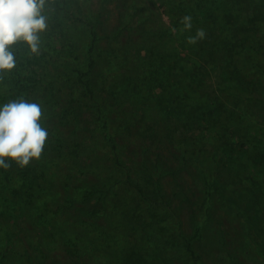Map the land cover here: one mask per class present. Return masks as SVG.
<instances>
[{
    "label": "trees",
    "instance_id": "16d2710c",
    "mask_svg": "<svg viewBox=\"0 0 264 264\" xmlns=\"http://www.w3.org/2000/svg\"><path fill=\"white\" fill-rule=\"evenodd\" d=\"M51 1L74 23L78 43L61 44L59 58L47 40L34 54L33 77L13 78L18 94L33 92V79L44 84V102L59 112L52 125L55 153L38 164L23 152L12 154L24 117L15 116L17 109L3 112L0 102V264H183L188 258L206 264L172 203V196L188 199L184 185L197 196L194 234L202 232L214 201L236 207L247 244L264 263L257 188L222 182L225 174L238 180L257 173V155H264V115L258 116L264 112V0H122V25L105 47L93 0ZM149 2L169 11L167 23H152ZM236 7L247 15L240 35L233 30ZM52 14L61 27V15ZM140 23L142 41L128 32L124 38L125 28ZM5 48L0 42V81L9 60L1 56ZM72 50L79 52L74 61L66 59ZM211 58L219 70L217 93L206 86ZM91 67H97L95 78ZM75 76L83 90L68 95L71 102L60 99L56 88ZM82 107L92 109L87 125L77 121ZM158 142L174 149L176 168ZM177 168L190 180L169 186L168 195L164 178ZM233 255L225 257L233 262Z\"/></svg>",
    "mask_w": 264,
    "mask_h": 264
},
{
    "label": "rangeland",
    "instance_id": "374dc122",
    "mask_svg": "<svg viewBox=\"0 0 264 264\" xmlns=\"http://www.w3.org/2000/svg\"><path fill=\"white\" fill-rule=\"evenodd\" d=\"M92 2V8H94L96 12H100L99 16L101 21L97 27L99 45L105 47L107 46V42L112 40V35L117 31L120 25H122L120 18L123 17V1L93 0ZM148 6L155 12V17L152 19L153 24L159 25V20L161 19L167 23L169 11L165 7L158 3L152 4L150 2ZM61 10L62 9L57 7L55 2L51 1V3H49L47 0H0V42L6 44V48L1 56L4 58L9 56V60L3 59L5 61L7 73L4 74V76L2 75L0 81V102L3 112L12 113L13 109H17L18 113L15 114V116L24 117L23 121L17 126L16 142L11 144L10 147L12 150H9L12 154L23 152L28 156L25 158L29 162L35 164L43 162L45 155L48 156L56 151L52 148L55 145L52 136H56L58 132L52 128V125L57 123L54 118L58 116L59 112L53 110L44 102L43 96L41 95L44 90L43 83L30 79L32 85H34V91L27 95H25V92L18 94L13 78L19 77L20 74V76L29 74L33 77L34 70L38 68V64L36 65L34 63V54L39 55L40 52L43 51L42 45L47 40H50L51 44L55 45L53 53L55 55L57 54L59 58L61 55H64V49L61 44L67 45L70 41L78 43L76 33L74 32V23L69 24L67 18L60 13ZM233 11L237 16L234 19L233 30L236 31L237 35H240L247 20V15L240 7L234 8ZM52 13H59L61 15V19L64 22L61 27L53 24L54 19L52 18ZM144 14H146V12H143V15ZM140 22H142V20ZM141 27L142 23L132 30L131 28H125L126 30H123L124 38L127 37L126 33L128 32L129 34L131 33L130 35H132V38L135 37V40L139 42L142 41L146 33L141 34ZM32 45L34 51H32ZM78 55L79 52L76 53L72 50V54L67 56L66 59L74 61V57L76 58ZM86 64L87 63H79V66L81 69L86 70L88 69ZM207 68V89L209 92L217 93L218 91L215 89V86L219 82V70L216 60L213 58L209 59ZM51 73L53 77L56 75L54 71H51ZM91 73L95 78L96 74H98L97 67H91ZM77 82L79 81L76 76L70 81L63 80L61 85H58V88H56L58 97L64 99V101L69 99V102H71V98H68V95L77 94L75 90L78 92L83 90L81 82ZM220 93L222 94V92ZM2 96H5L4 100L1 99ZM262 107L264 108V104H262ZM91 113L92 109L90 107H82L80 110V117L77 118V121L80 119L82 125H87L88 120L85 121V119H90V116H93ZM259 113L258 116L264 115L263 110H260ZM172 120L175 122L174 117H172ZM60 127L62 128V126ZM129 132L124 133L125 146L131 144L129 141L131 138L128 137L129 140L127 139ZM40 136H43L42 139H37ZM48 139L51 140V143ZM137 142L138 141L134 139V143ZM42 146L46 148V150L43 149ZM157 146L162 151V155L166 156L167 163L176 168V164H178L179 161L170 156L169 153L174 149L165 142H158ZM257 157L261 158L257 159L254 165L257 173L250 172L248 177L244 176L243 179L240 178L238 180L225 174L222 176V182L224 186L227 185V187H249L250 190L257 188L256 191L260 194V201L258 202V216H256V218L258 222L261 223L264 220V190H259V187H261V185L264 187V155L260 156V154H258ZM209 162L214 164L212 159ZM3 167H6V165ZM66 168V166H63L64 171ZM68 171L72 170L68 169ZM72 176H74V173L70 175L71 178ZM253 176L256 177L254 183L251 185L250 178ZM70 177L69 179H71ZM183 178L190 180L183 169L179 170L178 168L175 169L174 173H170L164 178V188L167 190L168 195H170L172 191V188L170 190L169 186L177 187L181 185ZM19 181L20 179L17 178V182ZM183 190L186 195H188V199L181 201L178 195L176 197L172 196V203L175 208H179L178 214L181 220V229L187 236L191 237L194 250L199 254L200 260L202 259L206 264H264L259 257L253 254L249 244H247L244 223L240 216V211L236 207L228 209L226 203L214 201L208 208L210 217H206L202 232L200 231L194 234L192 228L198 215L193 213L191 208L197 196L196 194L190 193L186 185L183 186ZM241 204L242 202L240 205ZM242 207H247V205L245 204ZM249 208L250 206L247 207V209ZM221 229L226 234V238L220 236ZM133 243L134 241H131V244ZM145 246L147 245L145 244ZM228 252H233V262L225 257ZM156 260L157 258L155 257V261ZM183 264L195 263H193L192 259L188 258V263Z\"/></svg>",
    "mask_w": 264,
    "mask_h": 264
}]
</instances>
